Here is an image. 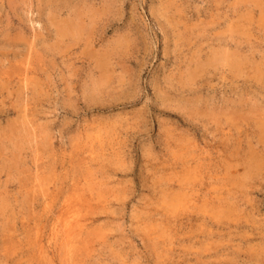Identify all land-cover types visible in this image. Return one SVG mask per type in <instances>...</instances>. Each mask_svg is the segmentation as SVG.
I'll list each match as a JSON object with an SVG mask.
<instances>
[{"label":"rangeland","instance_id":"374dc122","mask_svg":"<svg viewBox=\"0 0 264 264\" xmlns=\"http://www.w3.org/2000/svg\"><path fill=\"white\" fill-rule=\"evenodd\" d=\"M0 212V264H264V0H0Z\"/></svg>","mask_w":264,"mask_h":264},{"label":"bare ground","instance_id":"6f19581e","mask_svg":"<svg viewBox=\"0 0 264 264\" xmlns=\"http://www.w3.org/2000/svg\"><path fill=\"white\" fill-rule=\"evenodd\" d=\"M79 6V5H78ZM107 6V5H106ZM71 29L73 30V28L71 27ZM75 29V28H74ZM60 31V30H59ZM63 32V31H62ZM75 32V31H74ZM60 33V32H59ZM236 58V57H235ZM106 62V61H105ZM106 67V65H105ZM105 71V70H104ZM103 72V71H102ZM105 77V76H104ZM254 166V165H253ZM69 197V196H68ZM8 205V204H7ZM1 213V212H0ZM240 262V261H239Z\"/></svg>","mask_w":264,"mask_h":264}]
</instances>
